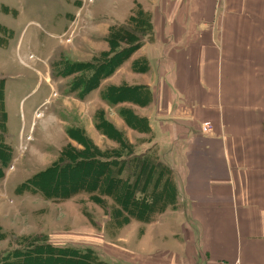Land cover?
Returning <instances> with one entry per match:
<instances>
[{"label":"crops","instance_id":"1","mask_svg":"<svg viewBox=\"0 0 264 264\" xmlns=\"http://www.w3.org/2000/svg\"><path fill=\"white\" fill-rule=\"evenodd\" d=\"M135 3L150 15L151 32L81 100L94 111L104 109V119L130 143L140 142L136 154L148 152L165 164L176 190L173 202L150 220L125 223H142L140 247L123 250L127 260L264 264V0H122L118 8H88L79 18L78 44L93 27L87 44L107 50L100 38L109 29L102 35L92 12L108 14L109 28L126 23ZM39 9L46 10L47 1L0 0V18L1 11H12L24 22L16 32V24L0 21L12 35L6 45L13 35L24 38V26L36 23L32 15ZM75 12L58 13L66 18L64 29ZM123 87L138 88L129 96L103 97L106 88ZM204 121L210 133L202 131ZM94 131L105 136L96 125ZM109 145L116 143L109 139ZM121 229L113 231L111 244L119 250Z\"/></svg>","mask_w":264,"mask_h":264},{"label":"rangeland","instance_id":"2","mask_svg":"<svg viewBox=\"0 0 264 264\" xmlns=\"http://www.w3.org/2000/svg\"><path fill=\"white\" fill-rule=\"evenodd\" d=\"M45 1L47 9H39L37 15H32L36 23L24 26V38L21 36L18 39L17 34L13 35V40L6 45V38L12 35L7 28L0 29V83L4 85L3 101L0 102V155H9L3 166L1 163L0 175V264L1 257L8 251L24 248L34 240L82 250L88 248L106 263L130 264L127 259L131 260V257L123 250L131 244L140 247L142 237L137 236L142 223L134 220L124 227L123 216H116L117 201L100 194L98 190L95 194L79 190L67 197H46L41 191H35L31 184L46 188V181L52 179L50 190L68 191L79 182L81 170H64L60 178L55 172L57 168H54L69 160L63 156L71 147L77 150H84V145L101 151L119 149L123 156L140 148V142L132 144L122 133V138L115 133L104 119V109L94 111L93 105L81 102L95 88L85 97H80L83 86H77L81 75L91 73L81 69L85 66L83 62L97 65L103 59L102 54L109 52L107 36L111 27L106 28L108 14L92 12V17L101 23L102 35L108 30L104 37L98 32L100 40L107 42L108 49L95 52L94 49L99 47L87 44L93 37V27L83 35L87 39L83 44H78L75 39L80 16L88 8L93 11L110 4L112 8H118L122 0H78V7L74 0L69 5L67 0ZM56 1H63V5ZM69 9H76L77 12L64 29L66 18L63 15L60 19L58 13ZM135 9L143 10L139 3H135L134 13ZM14 17L12 11H1L0 21L13 26L16 24L15 31L18 32L24 22L21 16L18 19ZM119 24L124 23L112 26ZM32 32L34 34L29 39L28 35ZM70 63H75L79 70L70 72ZM105 91H109L108 88ZM2 111L6 114L4 120ZM95 125L105 136L94 134ZM120 138L130 143V148L121 146ZM109 139L116 145L110 146ZM36 174L41 175L39 179L31 180ZM120 176V183H125L126 175ZM85 183L86 188L92 184L91 181ZM22 184L25 186L20 188ZM121 227L117 235L121 234L123 241L117 242V245L123 249L119 250L111 244L116 241L113 231ZM103 248L109 256L102 252ZM114 254L119 256L118 259Z\"/></svg>","mask_w":264,"mask_h":264},{"label":"trees","instance_id":"3","mask_svg":"<svg viewBox=\"0 0 264 264\" xmlns=\"http://www.w3.org/2000/svg\"><path fill=\"white\" fill-rule=\"evenodd\" d=\"M150 15L143 10L136 11L124 24L111 26L107 36L110 45L109 52L103 53V59L97 65H90L83 62L85 66L81 69L91 71L87 76L81 75L77 86H83L80 97H85L88 92L98 86L100 81L110 76L117 66L127 59L136 50L147 34L151 32ZM70 72H74L77 67L75 63H70ZM92 69V70H91ZM3 86L0 83V102L3 101ZM138 87H123L109 89L105 93L106 99L111 96H129L131 89ZM132 94V93H131ZM119 98V97H118ZM5 112V111H4ZM2 111V118L6 114ZM110 127H112L110 125ZM113 128V127H112ZM116 134L120 135L114 128ZM122 138V136H121ZM120 138V145L124 148L129 147L130 143ZM87 142L85 138H82ZM88 143V142H87ZM84 150H77L71 147L65 152V158L69 159L65 163L55 165L57 174L60 178L64 170H81L80 181L75 183L72 188L67 190H50L52 179L46 181L44 186L31 183L35 191H41L46 197H67L68 194L84 190L88 192L100 191V194L112 197L117 201L116 216H123L125 223L130 218L140 220H150L153 214L162 212L165 207L175 199V187L170 180L169 168L157 160L153 154L129 153L125 156L119 149L101 151L98 148L84 145ZM130 148V147H129ZM0 149H2L0 147ZM89 149V150H88ZM0 155V175L2 166L8 160ZM126 175L125 183L121 182L120 175ZM41 176V175H40ZM36 174L31 180L39 179ZM56 179V177H54ZM57 180V179H56ZM84 181V182H83ZM91 181L86 188L85 182ZM25 184H27L25 182ZM22 184L20 188H23ZM54 188V187H53ZM139 195V196H136ZM1 264H109L99 259L91 249H78L72 246H56L48 242L34 240L24 248L13 249L1 257Z\"/></svg>","mask_w":264,"mask_h":264},{"label":"built area","instance_id":"4","mask_svg":"<svg viewBox=\"0 0 264 264\" xmlns=\"http://www.w3.org/2000/svg\"><path fill=\"white\" fill-rule=\"evenodd\" d=\"M201 129L203 131L210 132L212 128H211V125H210V123L208 121H204L202 123V128ZM220 264H229V263L223 261Z\"/></svg>","mask_w":264,"mask_h":264}]
</instances>
